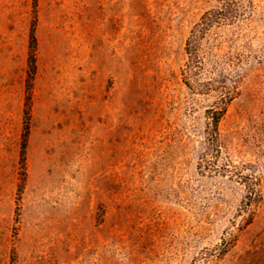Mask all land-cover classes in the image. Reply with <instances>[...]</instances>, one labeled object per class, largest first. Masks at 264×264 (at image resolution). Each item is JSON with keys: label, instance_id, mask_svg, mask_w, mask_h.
<instances>
[{"label": "rangeland", "instance_id": "1", "mask_svg": "<svg viewBox=\"0 0 264 264\" xmlns=\"http://www.w3.org/2000/svg\"><path fill=\"white\" fill-rule=\"evenodd\" d=\"M237 3L203 41L236 93L212 149L182 70L218 0H0V264H264V0Z\"/></svg>", "mask_w": 264, "mask_h": 264}, {"label": "trees", "instance_id": "2", "mask_svg": "<svg viewBox=\"0 0 264 264\" xmlns=\"http://www.w3.org/2000/svg\"><path fill=\"white\" fill-rule=\"evenodd\" d=\"M220 6L212 8L202 14L199 21L196 22L189 32V36L186 40L185 51L187 55V61L184 65L182 73L185 78V83L187 86L190 85V82L187 80L190 77L196 79V83L200 87V91L206 92H217L220 96L216 106H211L206 110L208 125L206 132V143L209 148L218 147L219 133H218V124L226 112L227 104L235 97L234 92H229L228 82L232 81L234 78L231 73L226 72L221 66L218 60L217 53L221 48L214 46L212 49L208 46L203 45V41L206 36L211 32L212 28L225 26L234 22L239 16V6L237 0H218ZM37 49V40L34 34V26L31 29L29 36V45H28V61H29V70H28V79H27V96L25 101V132L23 136V144L21 151V163L24 168V154L27 142V136L29 131V110L31 102V83L35 70V56ZM207 56V58L205 57ZM215 56V57H214ZM211 59L210 69L207 70L205 67L206 59ZM213 73L214 76L204 80L203 82L198 80V77L202 72ZM24 175V173H23ZM251 192L245 196V203L243 204L245 209H249L251 205L259 201V193L255 190L253 185ZM255 190V191H254ZM248 223H250L248 221Z\"/></svg>", "mask_w": 264, "mask_h": 264}]
</instances>
